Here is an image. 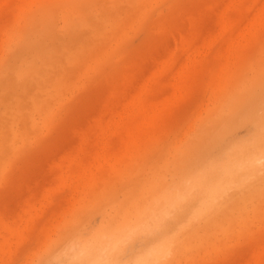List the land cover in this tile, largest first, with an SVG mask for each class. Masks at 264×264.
Returning a JSON list of instances; mask_svg holds the SVG:
<instances>
[{
    "label": "rangeland",
    "instance_id": "374dc122",
    "mask_svg": "<svg viewBox=\"0 0 264 264\" xmlns=\"http://www.w3.org/2000/svg\"><path fill=\"white\" fill-rule=\"evenodd\" d=\"M258 119L264 0H0V264H66L54 243L172 179L220 182L234 149L260 160L232 172L218 208L191 221L206 227H189L190 252L167 259L264 264ZM204 193L198 185L152 242L187 223ZM226 217L230 232L210 226Z\"/></svg>",
    "mask_w": 264,
    "mask_h": 264
},
{
    "label": "bare ground",
    "instance_id": "6f19581e",
    "mask_svg": "<svg viewBox=\"0 0 264 264\" xmlns=\"http://www.w3.org/2000/svg\"><path fill=\"white\" fill-rule=\"evenodd\" d=\"M256 130H257V132H256V136H258V139H259V144H258V146L259 147H264V120H261L260 121V119H258V121H257V126H256ZM256 142H255V140H254V142H252V144H255ZM244 147H249V146H246V145H244ZM227 156H228V158H227V162L230 160V159H236V160H242L244 157L243 156H241L240 155V149H234L233 150V152H231V154L230 153H228L227 154ZM257 161V160H260V158H254V159H250V160H242V161H251V162H254V161ZM186 162H188V160H186ZM185 163V162H184ZM187 165H188V163H187ZM226 165H227V163H226ZM163 167H164V165H163ZM165 168V167H164ZM167 168V167H166ZM165 172V171H164ZM161 173V172H160ZM160 173H159V175H160ZM163 173V172H162ZM225 175H224V177L222 178V180H220V182L219 181H217V182H214V183H212V184H205L204 183V180H203V172H197V173H190V175H185V177H184V179L181 181V179H179L178 180V182L177 181H173V179L172 180H170L171 181V183L170 182H165V181H163V183L165 182L166 183V185H165V183H164V185L162 186L163 188H159V189H156L155 190V187H154V190H152V192H154L155 191V193H152L151 191V197L148 199V198H144L145 197V195H147L146 194V192L144 191L146 188H144V190L142 189V191L143 192H145V193H143L144 194V196H141V197H143L144 198V201H145V203H142V202H140V204H137L138 203V201H137V203H136V200L134 201V199H133V201L132 200H130L129 201V203H127V206L125 205L120 211H119V213H115L114 215L113 214H111L110 216H112V217H110V219L109 218H107V222H101V223H99L98 224V226H96V228H93V229H91L90 231H88L87 233H85L84 235H81V237H80V235H78L77 236V234H74V232H73V236L71 235L70 236V234L67 236V238L68 237H70L69 239H67V238H65V239H67L66 240V243L64 244L63 243V245L64 246H60L61 247V249L59 248V246H58V248L56 247L57 245H59V244H55L54 243V245H52V247L54 246V253L52 254V252H53V250H52V248H51V250H52V252L50 253L51 255H61L62 253H63V251L66 249V247L70 244V243H72L73 241H76V240H81V241H84V240H88V239H90L92 236H94L98 231H100V230H114V229H117V228H119V227H123V226H134V225H136V224H138V223H140L144 218H146V217H148V216H151L152 214H159L161 211H163L164 210V208H163V205L166 207V205L169 203V201L177 194V193H179V192H183L184 190H185V188H186V185L189 183V182H192V183H195V184H197V186L198 185H202L203 186V189H204V197H203V200H202V202L200 203V205H199V207L198 208H196L193 212H192V214H191V216H190V219H189V221H187V223H185V224H182V223H179V224H177V227L175 228V229H173V230H170V231H164V232H162L160 235H159V237L157 238V240H155L154 242H166L167 243V245H168V247H169V253H168V255L166 256V258L164 259V261H163V264H172V262H173V260L175 261V262H173V264H176V263H178V260H175V259H173L172 260V258H170V259H167V257L174 251V252H176V251H178V250H181V251H185V249H187V246L189 247L190 245H192V244H190V245H188L189 244V240L188 239H190V242H192V238H187L189 235H191V234H194V231L195 230H197V229H199V231L200 230H202V229H200V228H203V227H206V226H203L202 225V227L199 225H196L195 226V228H194V226H192L190 223H192V222H194L195 220H199L200 219V217L202 216L203 217V215L205 216V214L207 215V213H209V212H211L212 210H214L217 206H218V200L221 198V195H223L224 194V192H225V189H226V187H227V185L226 184H228V183H230V182H232V180H233V173H235V171H233V173L231 172V173H229V171L227 170V168H226V171H225ZM164 174V173H163ZM161 176V175H160ZM154 177V176H153ZM159 178H161V180L162 179H164L165 180V178H166V176H165V178L163 177V175H162V177H159ZM152 179H154V178H151V180ZM156 177H155V181H156ZM149 180V182L151 183V182H153L154 180H152V181H150V179H148ZM160 180V179H159ZM167 181V180H166ZM181 181V182H180ZM149 182H148V184H149ZM159 182V181H158ZM161 182V181H160ZM144 183V182H143ZM155 183V182H154ZM157 183V182H156ZM179 183H182V184H179ZM263 183V184H262ZM146 184V183H145ZM152 184V183H151ZM151 184H149L150 186H151ZM141 185H143L144 186V184H141ZM155 185V184H154ZM158 185V184H157ZM160 185V184H159ZM162 185V184H161ZM259 185V184H258ZM257 185V186H258ZM143 186H142V188H143ZM153 186V185H152ZM254 187V189L255 190H257V193H263V191H264V181H262L261 182V187H260V185L258 186V187ZM144 187H148V185H145ZM157 187V186H156ZM260 187V188H259ZM149 190H150V188H148ZM148 189H146V191L148 190ZM153 189V188H152ZM252 190H253V188H252ZM138 191V190H137ZM140 191V190H139ZM259 191H261V192H259ZM150 192H148V194L150 193ZM157 192V193H156ZM245 192H247L246 194L245 193H243L242 195H240V196H242V198L239 196V198H241L242 200L241 201H243V203L241 204L242 206H243V208H244V206H246V203L249 201V200H251V199H249V197L250 196H248L247 194H249L250 192H248V190L247 191H245ZM254 192V191H253ZM256 192V191H255ZM138 195H142V192H141V194L140 193H137ZM246 195L247 197L245 198H243V195ZM250 195V194H249ZM150 196V195H149ZM254 196V195H253ZM256 196V195H255ZM263 197H264V194L262 195ZM260 197V196H259ZM259 197H257V198H259ZM138 198V197H137ZM239 198L237 199V202H236V200L234 201L235 203H236V205H239L238 203H240L241 201H238L239 200ZM261 198V197H260ZM132 199V198H131ZM143 200V199H142ZM146 200H148V201H146ZM262 200L264 201V199L262 198ZM260 201V203L261 202H263V201ZM140 201H141V199H140ZM247 201V202H246ZM256 200H254V202H255ZM250 202V201H249ZM258 202V199H257V201H256V205L258 204L257 203ZM136 203V204H135ZM244 204V205H243ZM251 204H253L252 202H251ZM249 204L247 203V206H248ZM242 206H241V208H242ZM237 207V206H236ZM252 207H253V205H252ZM180 208V207H179ZM218 208V207H217ZM231 208H233L232 206H231ZM254 208V207H253ZM178 209V208H177ZM176 209V210H177ZM245 209V208H244ZM243 209V210H244ZM257 209V208H256ZM175 210V211H176ZM229 209H227V211L225 212V214H227V212H229L228 211ZM242 209H240V211L242 212L243 211ZM246 210V209H245ZM239 211V210H238ZM239 211V212H240ZM247 211V210H246ZM238 212V213H239ZM240 212V213H241ZM244 213H245V211H244ZM244 213L242 212V214L244 215ZM241 214V215H242ZM240 215V216H241ZM240 216H239V219H240ZM201 217V218H202ZM229 217V216H228ZM227 218V217H226ZM242 218H243V216L241 217V220H242ZM245 218H247L246 216H245ZM228 220H225V218L222 220V222L220 221V223L218 224V223H215L214 221H212V222H210L212 225H210V223H209V225L210 226H212V227H218V225H220L218 228V230H220L219 232H223V233H225V232H228L229 230H231V228H230V225H229V223L230 222H232L231 220H229V218H227ZM233 219V218H232ZM201 220V219H200ZM234 220V219H233ZM244 220V219H243ZM192 221V222H191ZM235 222H237V221H239L240 222V220H234ZM77 222V221H76ZM214 222V223H213ZM242 223H244L243 221H242ZM241 223V224H242ZM190 224V225H189ZM213 224H217V225H214L213 226ZM236 224V223H235ZM238 224H240V223H238ZM72 225V224H71ZM206 225V224H205ZM208 225V224H207ZM233 225H234V222H233ZM70 226V225H69ZM198 226V227H197ZM232 226V225H231ZM76 227V226H75ZM189 227H193L192 229H195V230H192L191 228H189ZM211 227V228H212ZM235 227H236V225H235ZM69 228H71V226L69 227ZM189 228V229H188ZM210 228V229H211ZM208 229H209V226H208ZM207 229V230H208ZM216 229V228H215ZM235 229V228H234ZM69 230V229H68ZM78 230V229H77ZM203 231V230H202ZM204 231H205V229H204ZM214 231V230H213ZM217 231V230H216ZM230 232V231H229ZM200 234H202V233H204V232H199ZM71 234H72V231H71ZM189 234V235H188ZM196 234H198V233H196ZM195 234V235H196ZM188 235V236H187ZM200 236V235H199ZM192 237H196V236H193L192 235ZM197 237H198V235H197ZM201 238V237H200ZM196 239V241L197 240H201V239H198V238H195ZM205 240V239H204ZM59 241V240H58ZM63 241V240H62ZM194 238H193V242L192 243H194ZM65 242V241H64ZM201 242H203L204 243V241H201ZM61 243V242H60ZM197 244L199 243V244H201L199 241L198 242H196ZM203 245V244H202ZM190 247H192V246H190ZM189 247V248H190ZM194 247V246H193ZM202 248L201 246H197V248ZM199 248V249H200ZM55 249H57L58 251H60V252H58L57 250V252L58 253H55ZM192 249V248H191ZM196 249V247H194V250ZM189 252H190V249L188 250ZM188 251H185L186 253L188 252ZM188 252V253H189ZM184 253V252H183ZM50 255V256H51ZM185 255V254H184Z\"/></svg>",
    "mask_w": 264,
    "mask_h": 264
},
{
    "label": "clouds",
    "instance_id": "9594fccd",
    "mask_svg": "<svg viewBox=\"0 0 264 264\" xmlns=\"http://www.w3.org/2000/svg\"><path fill=\"white\" fill-rule=\"evenodd\" d=\"M251 163L230 159L226 168L229 173L242 172ZM196 191L197 184L189 182L185 190L177 193L159 214L154 213L134 226L100 230L88 240L73 241L61 255L66 264H163L169 247L166 242H152V238ZM133 248L132 255L127 256L126 253Z\"/></svg>",
    "mask_w": 264,
    "mask_h": 264
}]
</instances>
